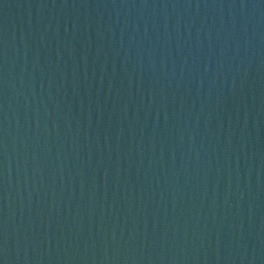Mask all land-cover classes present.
I'll list each match as a JSON object with an SVG mask.
<instances>
[{
	"label": "water",
	"instance_id": "obj_1",
	"mask_svg": "<svg viewBox=\"0 0 264 264\" xmlns=\"http://www.w3.org/2000/svg\"><path fill=\"white\" fill-rule=\"evenodd\" d=\"M0 264H264V0H0Z\"/></svg>",
	"mask_w": 264,
	"mask_h": 264
}]
</instances>
